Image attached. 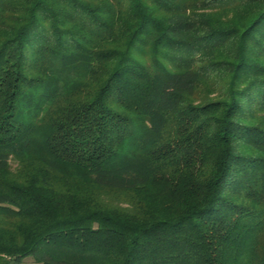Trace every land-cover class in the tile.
<instances>
[{"label":"trees","instance_id":"1","mask_svg":"<svg viewBox=\"0 0 264 264\" xmlns=\"http://www.w3.org/2000/svg\"><path fill=\"white\" fill-rule=\"evenodd\" d=\"M264 264V0H0V264Z\"/></svg>","mask_w":264,"mask_h":264},{"label":"rangeland","instance_id":"2","mask_svg":"<svg viewBox=\"0 0 264 264\" xmlns=\"http://www.w3.org/2000/svg\"><path fill=\"white\" fill-rule=\"evenodd\" d=\"M24 264H34L33 261L31 259H26L24 261Z\"/></svg>","mask_w":264,"mask_h":264}]
</instances>
